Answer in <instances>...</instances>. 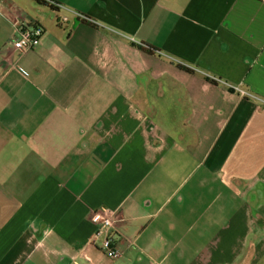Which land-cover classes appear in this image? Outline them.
Listing matches in <instances>:
<instances>
[{
	"label": "crops",
	"instance_id": "1",
	"mask_svg": "<svg viewBox=\"0 0 264 264\" xmlns=\"http://www.w3.org/2000/svg\"><path fill=\"white\" fill-rule=\"evenodd\" d=\"M232 87L264 101V0H0V264H264V102Z\"/></svg>",
	"mask_w": 264,
	"mask_h": 264
},
{
	"label": "built area",
	"instance_id": "2",
	"mask_svg": "<svg viewBox=\"0 0 264 264\" xmlns=\"http://www.w3.org/2000/svg\"><path fill=\"white\" fill-rule=\"evenodd\" d=\"M16 27L18 29V37H16L13 44L15 49L20 53L33 50L39 44L44 34L43 28L38 25L22 26L16 24ZM232 89L236 90L242 97L264 102L246 90L236 87H232ZM90 221L98 226L97 231L90 241V245H97V243H99L100 248L107 257L110 259L120 258L122 252L115 245V236L120 235V232L118 230V222L114 218L113 212L106 207H101L92 212Z\"/></svg>",
	"mask_w": 264,
	"mask_h": 264
},
{
	"label": "trees",
	"instance_id": "3",
	"mask_svg": "<svg viewBox=\"0 0 264 264\" xmlns=\"http://www.w3.org/2000/svg\"><path fill=\"white\" fill-rule=\"evenodd\" d=\"M144 50H148L149 52H152V50L148 49V48H145L143 47Z\"/></svg>",
	"mask_w": 264,
	"mask_h": 264
}]
</instances>
